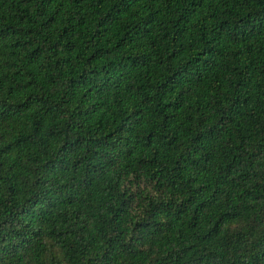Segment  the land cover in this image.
Instances as JSON below:
<instances>
[{
  "label": "trees",
  "instance_id": "trees-1",
  "mask_svg": "<svg viewBox=\"0 0 264 264\" xmlns=\"http://www.w3.org/2000/svg\"><path fill=\"white\" fill-rule=\"evenodd\" d=\"M0 264H264V0H0Z\"/></svg>",
  "mask_w": 264,
  "mask_h": 264
}]
</instances>
